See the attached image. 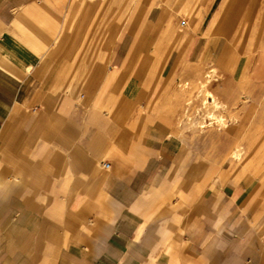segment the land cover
Returning <instances> with one entry per match:
<instances>
[{
	"label": "crops",
	"instance_id": "0c3cea01",
	"mask_svg": "<svg viewBox=\"0 0 264 264\" xmlns=\"http://www.w3.org/2000/svg\"><path fill=\"white\" fill-rule=\"evenodd\" d=\"M222 2L0 0V264H264V103L244 140L258 181L188 176L177 125L176 84L232 38L213 35ZM191 137L224 170L234 131Z\"/></svg>",
	"mask_w": 264,
	"mask_h": 264
},
{
	"label": "rangeland",
	"instance_id": "374dc122",
	"mask_svg": "<svg viewBox=\"0 0 264 264\" xmlns=\"http://www.w3.org/2000/svg\"><path fill=\"white\" fill-rule=\"evenodd\" d=\"M257 1L223 0L220 12L224 11L228 16L224 17V22L218 26L220 31L214 32L213 35L217 38L220 34L225 33L223 35H227L231 30H234L231 33L232 38L227 41L224 52L219 60L204 64L201 78L199 77L194 83L188 80H180L176 84L178 90L182 89V91L186 92L185 104L181 108L180 119L177 125H179L181 131H186L188 134V150L190 149V151L187 158H192V166L194 164L199 166V168H189L188 172L190 173H188V176H202L204 182H207L209 175H212L214 172L216 174L218 172L217 176L219 178L223 177V181H231L235 180V178L240 181L244 176L259 180V170L256 168L258 153H246L244 151L245 133L253 132L256 118H258L260 108L262 107V104L259 106L257 102L261 101V103H264L262 102L264 101V88H256L248 72L250 65L255 62L260 49H264V0ZM217 3L219 4V2ZM194 11H196L199 18L202 17V20L205 18V23H208L210 16L216 11V7L210 11L200 8L193 9ZM222 31L224 32L221 33ZM207 91L212 92L221 104L217 107L214 105L204 107L203 101L206 98ZM238 95L249 96L246 104L242 105L240 103L241 99H239ZM207 116L211 118L209 119ZM254 117L255 120H253ZM211 120L215 121V123ZM204 122H211V125L215 124V126L212 125L213 127L218 126L216 125L217 123L220 125L222 122V127L225 125L223 128H228L229 131L233 129L231 132L234 131V142L231 147L235 143L239 144L238 149L241 151L240 159L235 160L234 156H228L230 147L220 161V165L225 162L224 170L219 169L218 163H210V158L206 156L210 144L204 143V140H202V144L190 141V138L193 139L191 134L199 132L200 128L198 126L201 123L205 124ZM201 129L204 130V128ZM199 154H202V158L198 156ZM209 163L210 165L213 164L212 168L207 167ZM228 163L230 165L233 164L232 166L234 167H232V173L229 170L227 174ZM205 185L203 184L202 186L204 189L203 195L209 190ZM257 202L254 203V206ZM250 219L251 226L249 228L253 239L252 244L264 255V214L259 217L253 216Z\"/></svg>",
	"mask_w": 264,
	"mask_h": 264
},
{
	"label": "bare ground",
	"instance_id": "6f19581e",
	"mask_svg": "<svg viewBox=\"0 0 264 264\" xmlns=\"http://www.w3.org/2000/svg\"><path fill=\"white\" fill-rule=\"evenodd\" d=\"M251 1V0H250ZM257 1V0H256ZM259 1V0H258ZM257 1V2H258ZM241 4V3H240ZM260 4V3H259ZM255 8V7H254ZM250 10V9H249ZM260 10V9H259ZM250 12V11H249ZM241 13H242V11H241ZM170 16V15H169ZM219 16V17H218ZM218 16H217V22H219V25L220 24H222L223 22H224V20H225V18L224 17H227L228 16V14H225V12L224 11H222V12H220L219 14H218ZM252 16V15H251ZM241 17V16H240ZM231 18V17H230ZM243 18V17H242ZM224 19V20H223ZM167 21H169V20H167ZM167 23V22H166ZM165 23V24H166ZM167 25V24H166ZM221 27V26H220ZM226 27V26H225ZM224 27V28H225ZM224 31H222L221 33H223ZM210 33V32H209ZM212 33V32H211ZM210 33V34H211ZM209 34V35H210ZM223 34H225V33H223ZM206 36V35H205ZM213 36V35H212ZM219 37V36H218ZM204 53V52H203ZM207 59V58H206ZM209 59V58H208ZM207 59V60H208ZM261 60H264V56H261ZM214 70V69H213ZM198 77V76H197ZM208 77V76H207ZM201 78V77H200ZM203 79V78H202ZM196 80H198V79H196ZM208 82H209V79H208ZM200 83V82H199ZM207 83V82H206ZM205 83V84H206ZM196 84V83H195ZM204 87H205V85H204ZM203 87V88H204ZM194 88H195V86H194ZM202 88V87H201ZM193 90V89H192ZM191 90V91H192ZM196 90H197V88H196ZM194 91V90H193ZM196 94V93H195ZM233 94V93H232ZM235 96V95H234ZM204 97V96H203ZM238 97H239V99H241V102L240 103H242V105H244V104H246V101H247V99H249V96L247 95V96H240V95H238ZM237 97V98H238ZM186 98V97H185ZM243 98V99H242ZM204 99V98H203ZM232 99V98H231ZM219 104H221V103H219V101H217V99L215 98V96H214V94L212 93V92H210V91H207L206 92V98L204 99V101H203V105H204V107H208L209 105H214V106H218ZM227 104V103H226ZM250 104V103H249ZM257 104L260 106L261 105V102H257ZM252 105V104H251ZM258 107V106H257ZM248 108L250 109V107L248 106ZM247 108V109H248ZM210 116V115H209ZM208 117V116H207ZM209 118V117H208ZM211 118V117H210ZM209 118V119H210ZM213 118V117H212ZM208 121V120H207ZM212 121V120H211ZM217 121V120H216ZM213 122V121H212ZM218 122V121H217ZM205 123V122H204ZM211 122H207V123H205V124H200L199 126H198V128H200V130H199V132H196V133H193V137H195V136H200L201 134L204 136V137H211V135L212 134H216V133H225V134H228V133H230L233 129H231L230 131H229V129L227 128H223V127H225V125L222 127V122L220 123V125H219V123H217L216 125H218V126H216V127H213V126H215V124H210ZM213 123H215V121L213 122ZM258 126V125H257ZM234 127V126H233ZM201 128H204V130L203 129H201ZM194 129V128H193ZM198 130H196V131H198ZM238 143H235L234 145H233V147H231V149H230V151L228 152V156H234V159L235 160H239L240 159V154H241V151H239V149H238ZM232 158V157H231ZM233 159V158H232ZM221 168V167H220Z\"/></svg>",
	"mask_w": 264,
	"mask_h": 264
},
{
	"label": "built area",
	"instance_id": "2783aa9c",
	"mask_svg": "<svg viewBox=\"0 0 264 264\" xmlns=\"http://www.w3.org/2000/svg\"><path fill=\"white\" fill-rule=\"evenodd\" d=\"M181 23H183V21ZM103 166L104 167H107L108 166V163H103Z\"/></svg>",
	"mask_w": 264,
	"mask_h": 264
}]
</instances>
